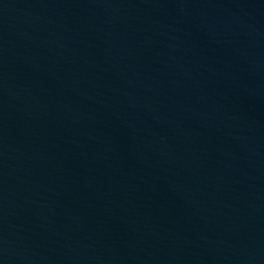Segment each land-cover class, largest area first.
Returning a JSON list of instances; mask_svg holds the SVG:
<instances>
[{"label": "water", "instance_id": "obj_1", "mask_svg": "<svg viewBox=\"0 0 264 264\" xmlns=\"http://www.w3.org/2000/svg\"><path fill=\"white\" fill-rule=\"evenodd\" d=\"M0 264H264V0H0Z\"/></svg>", "mask_w": 264, "mask_h": 264}]
</instances>
